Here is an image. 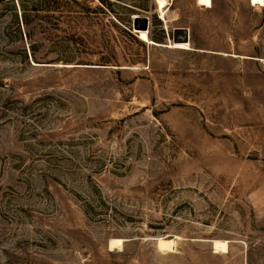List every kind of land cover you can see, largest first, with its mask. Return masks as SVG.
Segmentation results:
<instances>
[{"label":"rangeland","instance_id":"374dc122","mask_svg":"<svg viewBox=\"0 0 264 264\" xmlns=\"http://www.w3.org/2000/svg\"><path fill=\"white\" fill-rule=\"evenodd\" d=\"M166 1L0 2V264H264V4Z\"/></svg>","mask_w":264,"mask_h":264},{"label":"bare ground","instance_id":"6f19581e","mask_svg":"<svg viewBox=\"0 0 264 264\" xmlns=\"http://www.w3.org/2000/svg\"><path fill=\"white\" fill-rule=\"evenodd\" d=\"M249 1L252 4H259V5H263L264 4V0H249ZM197 2L199 4H203V5H206V6H210L211 5V0H197ZM166 4H167L166 0H156L157 10H158V13L160 14L161 17H163V15H164L163 13H164V10H165V8L167 6ZM138 34L140 35V38H142L145 42L154 43V42H151L148 39V35L145 32V30L140 31ZM169 44H170L169 47L180 48V49H189V47H190V45L188 43H182V42L181 43H169ZM121 241L122 240H120V239H111L109 241V243H110L109 247H114L115 244H120ZM157 247L160 250H163V251H165V250H173L174 247H175V238H168V237L158 238L157 239ZM213 249L215 251L216 250H221V251L228 250L226 241H214L213 242Z\"/></svg>","mask_w":264,"mask_h":264},{"label":"trees","instance_id":"16d2710c","mask_svg":"<svg viewBox=\"0 0 264 264\" xmlns=\"http://www.w3.org/2000/svg\"><path fill=\"white\" fill-rule=\"evenodd\" d=\"M3 0H0L2 2ZM8 1H14V0H8ZM29 1H36L39 5H41V9L45 11H58L60 5L62 4L63 0H15L17 4L16 13H19V18L21 21V24L23 27L27 28L26 36L30 38L31 32L28 30V26L31 21V15L28 9L25 8V2ZM90 1V0H88ZM138 8H141L140 6L134 5ZM41 9H32L31 12L34 13L33 18H40L38 12H40ZM142 9V8H141ZM85 10L87 12H91L93 8L89 6V4H86ZM18 15V14H17ZM52 16H43L44 21L42 22L39 27L42 29V32H46L47 27L44 26V23L47 24L51 21ZM42 19V18H41ZM49 25V24H47ZM154 41V39H151ZM156 42V41H155Z\"/></svg>","mask_w":264,"mask_h":264},{"label":"water","instance_id":"95a60500","mask_svg":"<svg viewBox=\"0 0 264 264\" xmlns=\"http://www.w3.org/2000/svg\"><path fill=\"white\" fill-rule=\"evenodd\" d=\"M138 22H142V27L138 28L137 23ZM134 29H141V30H147V26H148V17L147 16H143V17H139V16H134ZM153 41V40H152ZM154 43H158L153 41ZM168 42H172V43H188L189 44V30L187 28H183V27H179V28H175L172 32V39H168ZM153 43V44H154ZM160 45H163V43H158ZM169 44V43H168ZM168 44H165L166 46Z\"/></svg>","mask_w":264,"mask_h":264}]
</instances>
